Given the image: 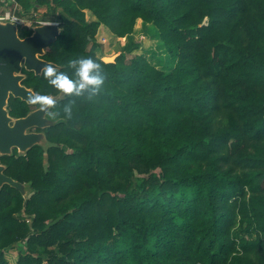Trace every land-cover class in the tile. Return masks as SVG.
Returning <instances> with one entry per match:
<instances>
[{
	"label": "trees",
	"instance_id": "1",
	"mask_svg": "<svg viewBox=\"0 0 264 264\" xmlns=\"http://www.w3.org/2000/svg\"><path fill=\"white\" fill-rule=\"evenodd\" d=\"M15 1L59 24L41 59L71 74L93 57L105 83L65 97L23 70L57 100L44 144L0 155L27 190L0 188V264H264V0ZM138 21L166 68L128 59L138 45L97 56L102 25L126 38ZM37 108L7 104L15 119Z\"/></svg>",
	"mask_w": 264,
	"mask_h": 264
},
{
	"label": "water",
	"instance_id": "2",
	"mask_svg": "<svg viewBox=\"0 0 264 264\" xmlns=\"http://www.w3.org/2000/svg\"><path fill=\"white\" fill-rule=\"evenodd\" d=\"M18 32V26L0 22V155H11L14 149L24 154L35 145L45 143L44 134L28 131L44 129L52 124L46 118L48 110L40 108L24 118L14 119L8 113L7 104L11 96L36 104L30 99L36 93L22 85L25 79L23 70L41 75L46 65L58 68L40 57L60 36L59 24L35 26L33 34L26 38H21ZM117 57H103L102 60L108 64L115 63ZM4 171L5 167L0 165V188L9 185L26 195V186L5 175Z\"/></svg>",
	"mask_w": 264,
	"mask_h": 264
},
{
	"label": "clouds",
	"instance_id": "3",
	"mask_svg": "<svg viewBox=\"0 0 264 264\" xmlns=\"http://www.w3.org/2000/svg\"><path fill=\"white\" fill-rule=\"evenodd\" d=\"M67 65L74 69V73L60 71L57 68L46 65L43 69V76L48 84L55 88L65 97H80L85 91L93 93L101 92L105 83L102 74V64L93 57L85 56L67 61ZM31 101L38 104L41 109L49 110L54 108L56 100L49 95L36 94ZM71 108L65 106L64 112L70 117Z\"/></svg>",
	"mask_w": 264,
	"mask_h": 264
},
{
	"label": "rangeland",
	"instance_id": "4",
	"mask_svg": "<svg viewBox=\"0 0 264 264\" xmlns=\"http://www.w3.org/2000/svg\"><path fill=\"white\" fill-rule=\"evenodd\" d=\"M6 3L0 5V13L4 12L7 8H12L14 6L13 2H8V0H5ZM18 12H22L21 6L18 4L17 8ZM45 12V9H42L39 12L35 13H29L26 16H20L23 20L26 22L31 21L33 23L38 21H53L56 20H46L42 16V14ZM32 17H35L36 20H32ZM91 17V20H94L95 17ZM153 33H155V30H152ZM20 34V33H19ZM21 36V35H20ZM155 38L152 37V35L149 33V31L146 29V26L142 24L141 21H138L136 25V31L133 35L126 37V38H118L115 35L111 33V31L105 27L101 26L97 33V40L102 45L100 49L97 50V56H103V57H111L120 55V53L128 46L131 45H138L139 48L135 50L133 53H130L127 55L128 59H131L134 55H142L147 60H149L153 65H155L158 68H166L169 60L163 56L162 50L160 51V44L154 40ZM158 44V45H157ZM28 132H33L32 130H29ZM44 144V141L42 142ZM22 243H20L21 245ZM18 254V249L14 248L9 253L8 256L11 257V259H15Z\"/></svg>",
	"mask_w": 264,
	"mask_h": 264
},
{
	"label": "built area",
	"instance_id": "5",
	"mask_svg": "<svg viewBox=\"0 0 264 264\" xmlns=\"http://www.w3.org/2000/svg\"><path fill=\"white\" fill-rule=\"evenodd\" d=\"M9 2H13L14 6L12 8H7L4 10V12L0 13V22H4V23H12L16 26H18L19 28L22 26H27L29 28H34L35 26H41L47 23H52V22H45V21H38L35 23L28 21L26 22L25 20H23L20 15L19 12L17 11L18 8V3L15 0H10ZM58 24V23H56Z\"/></svg>",
	"mask_w": 264,
	"mask_h": 264
},
{
	"label": "flooded vegetation",
	"instance_id": "6",
	"mask_svg": "<svg viewBox=\"0 0 264 264\" xmlns=\"http://www.w3.org/2000/svg\"><path fill=\"white\" fill-rule=\"evenodd\" d=\"M39 109H40V108H39ZM36 110H38V108L35 109V111H36ZM33 112H34V111H33ZM22 118H24V117H22ZM14 119H15V118H14ZM38 129H39V128H32V129H30V130H32V131L35 132V133H39V132H38Z\"/></svg>",
	"mask_w": 264,
	"mask_h": 264
},
{
	"label": "crops",
	"instance_id": "7",
	"mask_svg": "<svg viewBox=\"0 0 264 264\" xmlns=\"http://www.w3.org/2000/svg\"><path fill=\"white\" fill-rule=\"evenodd\" d=\"M2 1H3L4 3H6L5 0H2ZM9 1H10V0H8V2H9Z\"/></svg>",
	"mask_w": 264,
	"mask_h": 264
}]
</instances>
